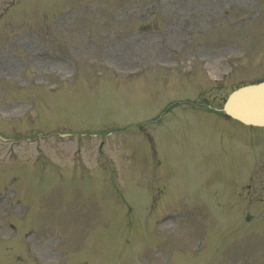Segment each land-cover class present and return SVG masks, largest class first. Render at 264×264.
<instances>
[{
  "label": "rangeland",
  "instance_id": "rangeland-1",
  "mask_svg": "<svg viewBox=\"0 0 264 264\" xmlns=\"http://www.w3.org/2000/svg\"><path fill=\"white\" fill-rule=\"evenodd\" d=\"M21 1L0 0V192L22 198L0 264H264V131L195 106L264 80V0H25L10 22Z\"/></svg>",
  "mask_w": 264,
  "mask_h": 264
},
{
  "label": "water",
  "instance_id": "water-1",
  "mask_svg": "<svg viewBox=\"0 0 264 264\" xmlns=\"http://www.w3.org/2000/svg\"><path fill=\"white\" fill-rule=\"evenodd\" d=\"M224 112L244 124L264 125V83L231 94Z\"/></svg>",
  "mask_w": 264,
  "mask_h": 264
}]
</instances>
